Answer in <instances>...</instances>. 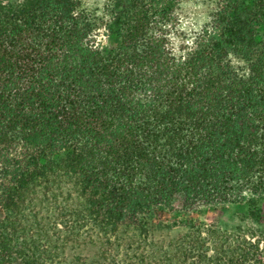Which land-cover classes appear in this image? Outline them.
<instances>
[{
	"label": "trees",
	"instance_id": "trees-1",
	"mask_svg": "<svg viewBox=\"0 0 264 264\" xmlns=\"http://www.w3.org/2000/svg\"><path fill=\"white\" fill-rule=\"evenodd\" d=\"M186 1L0 0V264H264V0Z\"/></svg>",
	"mask_w": 264,
	"mask_h": 264
},
{
	"label": "rangeland",
	"instance_id": "rangeland-1",
	"mask_svg": "<svg viewBox=\"0 0 264 264\" xmlns=\"http://www.w3.org/2000/svg\"><path fill=\"white\" fill-rule=\"evenodd\" d=\"M216 0H187L179 10L182 29L189 34L197 31L208 19L212 12ZM105 4V0H83V7L93 12L100 13ZM172 42L178 46L180 37L172 35ZM107 47L113 46V42L104 39ZM181 199L178 198L176 205L179 208ZM261 210V222L255 223L249 217L248 207L244 204H238L227 208L209 209L204 208L193 217L198 222L221 229L225 232H234L238 227L243 230L251 229L260 234L264 229V198L259 202Z\"/></svg>",
	"mask_w": 264,
	"mask_h": 264
}]
</instances>
